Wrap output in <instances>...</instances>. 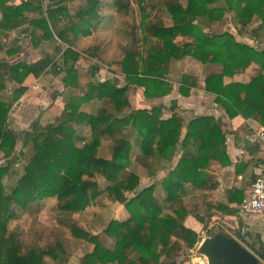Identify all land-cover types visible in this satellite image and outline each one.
<instances>
[{
  "label": "trees",
  "instance_id": "1",
  "mask_svg": "<svg viewBox=\"0 0 264 264\" xmlns=\"http://www.w3.org/2000/svg\"><path fill=\"white\" fill-rule=\"evenodd\" d=\"M40 1L48 3L45 11ZM184 1L112 0L111 20L123 19L111 29L125 37V43L117 41L116 56L124 86L94 80L101 67L91 63L90 80L80 95L76 64L82 55L97 60L99 48L83 53L75 48L103 22L102 0H0V95L8 91L7 84L16 85L9 99L0 100L5 160L0 165V264H68L66 235L86 246L77 264H185L186 254L200 242L185 222L193 216L203 223L186 205V186L195 192L214 187L208 170L228 164L225 133L212 117L185 125L177 115L162 119L160 107L132 109L129 92L136 88L148 101L167 96L170 67L186 58L218 65L222 71L206 76L205 91L216 96L230 118L240 115L264 127V52L236 41L230 31L212 30L228 15L238 34L254 40L264 30V0ZM22 26L33 48L47 42L53 53L29 63L12 62L20 48L7 45L6 35ZM252 64L260 69L248 84H224V78ZM47 73H62L63 87L73 93L52 122L31 124L23 139L27 161L19 170L13 161L18 135L8 125L11 108L27 92L28 78ZM195 85L183 76L179 93L188 96ZM102 146L107 157L100 154ZM161 172L166 174L158 179ZM102 201L123 208L128 218L110 220L100 236L91 235L75 218ZM42 209L53 217L47 239L37 231ZM24 216L31 221L26 232L17 224L10 227ZM256 255L264 264V251Z\"/></svg>",
  "mask_w": 264,
  "mask_h": 264
},
{
  "label": "crops",
  "instance_id": "2",
  "mask_svg": "<svg viewBox=\"0 0 264 264\" xmlns=\"http://www.w3.org/2000/svg\"><path fill=\"white\" fill-rule=\"evenodd\" d=\"M244 34H239V37ZM255 36L254 40L247 37L245 41L250 40L251 46L264 52V43L260 42L264 41V37L262 38L264 30L258 31ZM236 41L239 42L237 39ZM259 69L258 65L252 64L243 72L224 78L223 82L225 85L231 83L246 85L258 74ZM221 71L222 68L218 65L200 64L190 58L174 62L166 76V81L172 87L167 96L149 101L142 99L141 103L131 96L129 102L133 109L137 103L139 107L150 105L162 108L164 120L177 115L187 125L189 121L197 117H212L220 125L225 133L228 164L215 165L208 170V176L214 184L211 190L195 192L190 186H186L188 199L186 205L188 208L196 209L195 215L203 218V223L189 216L185 224L199 236L203 234V230L208 232L213 226L214 219L219 218L225 224L228 235L238 242L242 241V246L255 251L256 255V252L264 251V215H242L239 212V206L249 196L254 179L264 175V152L256 138V131L264 127L255 120L244 119L240 115L230 118L223 105L216 101V96L205 91L206 76L219 74ZM183 76L194 79L196 83L195 86L189 87L188 96H182L179 93ZM174 165L175 162L172 166ZM165 174L166 172H161L157 178H163ZM113 208L114 214L111 213V220L124 221L128 218L123 208L116 205H113ZM116 215L122 218L118 219Z\"/></svg>",
  "mask_w": 264,
  "mask_h": 264
},
{
  "label": "rangeland",
  "instance_id": "3",
  "mask_svg": "<svg viewBox=\"0 0 264 264\" xmlns=\"http://www.w3.org/2000/svg\"><path fill=\"white\" fill-rule=\"evenodd\" d=\"M16 3H20L21 0H14ZM112 0H102L104 6L102 10V15L105 17L103 18V22H100L96 29L93 30L92 37H81L80 41L76 45L75 50L79 53H83L84 50L98 46L99 48V56L97 60H92L87 58L86 56L82 55V58L76 64L77 69V77L78 81L81 85L80 95L83 94L85 90L86 83L90 80L88 77V71L90 70L91 63L99 62L101 69L95 74L94 80L96 81H110L114 85L119 87L124 86L123 77L119 73V66L116 65V56L118 55L117 49V41H123L125 43V37L120 34V32L115 29H111V24L120 26V22L123 19H117V21H112L111 17H114L113 9L110 5ZM42 5L43 11H45L48 3L46 1H40ZM182 3L185 4V1L182 0ZM132 6L135 7L134 2L132 1ZM230 16L226 15L225 19L222 21L221 25L217 24L212 27L214 33H222L225 31H230L235 35V38L239 40V42H243L247 40V35H243L239 37L238 31L232 25V20L229 19ZM138 21V19L136 18ZM127 22H132L131 20L127 19ZM112 22V23H111ZM164 24L166 26H170L169 20H164ZM27 26H22L19 29L12 31L11 33L6 35V42L7 45L11 47H18L20 48V53L13 58L12 62H33L37 59L43 57L44 54H51L53 53V47L50 46L47 42H41L39 47L33 48L30 44L29 38L25 35L24 30ZM125 28V27H124ZM264 36H262L263 38ZM180 40L176 42L179 43ZM263 42L264 41H260ZM243 43L251 44L250 40L245 41ZM62 47V46H61ZM123 47L127 48L126 44H123ZM56 63L58 67H61V60L56 59ZM63 74H51L47 73L40 76L38 79L28 78L25 82L28 90L23 95V97L18 100V102L14 103L8 119L9 127L14 130L18 135V141L16 144L15 150V159L13 160L15 164L18 163L16 166L17 169H21L22 163L27 161V153L28 149L23 144V139L30 131L31 124L35 121H38L41 125H45L47 123L52 122L55 117H58L63 110V104L67 101L70 94L73 92L70 89H65L61 83V78ZM16 87L14 84H7L6 92H2L0 95V100H6L11 97L10 93L11 90ZM133 97L138 103L142 102L141 92L136 89L132 88L129 92V97ZM130 103V102H129ZM138 103L135 105V109L137 108H149L152 107L148 106H141L139 107ZM131 105V104H130ZM132 108V107H131ZM133 109V108H132ZM82 111L87 112L86 105H83L81 108ZM88 132V129L85 130ZM100 154L103 157H107V149L105 146L100 148ZM20 162V163H19ZM5 160L2 158L0 154V165L4 164ZM142 174V172H141ZM144 185H148L149 182L143 180ZM101 188L103 184L100 185ZM185 202L188 203L187 197H185ZM113 205L106 201H102L99 205L96 202H93L83 213L76 216L75 224L82 230L88 232L91 235H99L105 225L111 220V213L114 214L112 211ZM44 209L38 213L36 217L38 232L42 233L46 239L51 232V229L54 227V223L52 220V214H45L43 213ZM201 213V212H199ZM115 216V215H114ZM118 219H121L120 215H116ZM30 218L24 216L22 220L18 223H11L10 227L14 225H18L21 231L26 232L28 230V226L30 224ZM42 229L45 231H41ZM210 230L206 232L203 230V234H200L198 237L200 242L203 240L202 238H206L210 235H213L217 232H223L228 235L227 228L225 224L221 222V219H214L213 226L209 228ZM41 234V235H42ZM230 236V235H229ZM64 242L66 244L67 250L70 253L68 264H77L78 259L85 253L86 246L81 241H75L69 238V235H66L64 238ZM200 242L196 245V247L186 254V262L185 264H206V260L202 257L197 255L196 249ZM240 244L242 245L243 242ZM42 244V242H39ZM43 245V244H42ZM111 246V244H108ZM250 251L254 256L255 251L247 249ZM257 257V256H256ZM258 258V257H257ZM259 259V258H258ZM261 264V262H260Z\"/></svg>",
  "mask_w": 264,
  "mask_h": 264
},
{
  "label": "water",
  "instance_id": "4",
  "mask_svg": "<svg viewBox=\"0 0 264 264\" xmlns=\"http://www.w3.org/2000/svg\"><path fill=\"white\" fill-rule=\"evenodd\" d=\"M196 253L206 260V264H260L261 262L237 240L223 232L204 238L198 245Z\"/></svg>",
  "mask_w": 264,
  "mask_h": 264
},
{
  "label": "built area",
  "instance_id": "5",
  "mask_svg": "<svg viewBox=\"0 0 264 264\" xmlns=\"http://www.w3.org/2000/svg\"><path fill=\"white\" fill-rule=\"evenodd\" d=\"M256 138L264 152V128L256 131ZM239 212L248 216L264 215V175L254 179L250 194L241 202Z\"/></svg>",
  "mask_w": 264,
  "mask_h": 264
}]
</instances>
